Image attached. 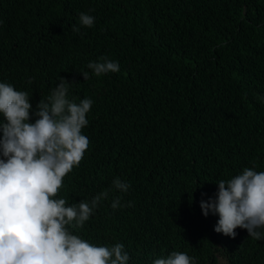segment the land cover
<instances>
[{
	"label": "trees",
	"instance_id": "trees-1",
	"mask_svg": "<svg viewBox=\"0 0 264 264\" xmlns=\"http://www.w3.org/2000/svg\"><path fill=\"white\" fill-rule=\"evenodd\" d=\"M81 12L95 22L76 33ZM100 57L120 71L94 76L87 64ZM61 77L69 99L93 105L90 145L56 198L109 190L73 234L123 243L128 264L173 251L197 264H264V238L217 233L219 216L200 207L218 180L264 171V0H0V82L29 93V122ZM117 176L126 194L112 189ZM115 196L133 206L114 211Z\"/></svg>",
	"mask_w": 264,
	"mask_h": 264
},
{
	"label": "clouds",
	"instance_id": "clouds-1",
	"mask_svg": "<svg viewBox=\"0 0 264 264\" xmlns=\"http://www.w3.org/2000/svg\"><path fill=\"white\" fill-rule=\"evenodd\" d=\"M95 18L78 15L72 31L91 28ZM100 77L120 71L118 61L100 57L87 64ZM84 80L89 71L81 72ZM31 83V81H29ZM70 82L60 78L47 99L37 104L34 123L32 103L27 91L16 90L0 82V264H128L123 243L95 245L73 234L94 215L101 201L109 196L105 189L90 200L68 205L56 198L64 177L78 167L90 145L82 133L89 121L93 100L85 97L77 103L68 98ZM218 191L209 201H201L203 215H218L217 233L236 237V229H246L254 240L264 238V171L244 168L228 180H218ZM112 189L126 194L131 184L115 177ZM115 196L111 208L132 207ZM153 264H197L185 252L173 251Z\"/></svg>",
	"mask_w": 264,
	"mask_h": 264
}]
</instances>
